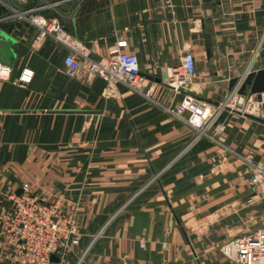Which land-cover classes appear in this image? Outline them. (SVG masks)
Masks as SVG:
<instances>
[{
    "label": "crops",
    "instance_id": "crops-1",
    "mask_svg": "<svg viewBox=\"0 0 264 264\" xmlns=\"http://www.w3.org/2000/svg\"><path fill=\"white\" fill-rule=\"evenodd\" d=\"M45 1L56 2L37 11L93 58L113 46L135 54L149 93L118 84L116 97H105L104 80L83 66L65 75L67 47L38 36L10 8ZM0 29L14 55L0 77V264H16L1 228L6 194L23 181L64 209L76 207L79 240L59 264H234L208 236V217L258 211L247 201L241 156L264 164V102L246 89L239 94L253 100L254 114L225 108L215 140L192 142L193 129L165 107L187 93L219 102L264 67V0H2ZM185 50L195 72L176 91L167 72ZM23 68L31 71L25 82Z\"/></svg>",
    "mask_w": 264,
    "mask_h": 264
},
{
    "label": "built area",
    "instance_id": "built-area-1",
    "mask_svg": "<svg viewBox=\"0 0 264 264\" xmlns=\"http://www.w3.org/2000/svg\"><path fill=\"white\" fill-rule=\"evenodd\" d=\"M55 2L45 1L40 5L21 9L10 8L12 14L32 24L38 36H50L67 47L68 50L62 58L65 75L72 76L83 66L88 74L104 80L102 93L105 97H116L118 84L145 95L149 93L150 89H144L141 84L142 75L135 54L113 46L108 49L106 55L93 58L81 41L67 32L56 18L47 17L37 11L38 8L48 7ZM9 71L10 65L0 61V77L6 78ZM194 72V56L185 50L178 57V63L167 72V84L176 91L188 88ZM30 76L31 71L23 68L18 80L25 82ZM242 79L243 77L219 102L207 103L187 93L178 104L168 105L165 110L185 121L193 129L190 142L202 136L215 140L222 128L218 117L225 108L230 107L251 114L256 112L253 100L250 98L244 100L238 92ZM252 94L254 101L258 95V100L264 102V90ZM241 158L249 168L246 181L252 193L247 201L251 202L261 191L264 192V164L252 160L249 155H243ZM19 189V192L9 190L6 194L11 203L1 228V233L5 235L12 249L16 264H49L50 253L62 259L69 248L79 240L80 234L75 222L76 207L64 209L59 199H45L32 192L27 181L21 182ZM138 242L143 246L142 239ZM218 250L236 264H264V224L227 239L219 245Z\"/></svg>",
    "mask_w": 264,
    "mask_h": 264
},
{
    "label": "rangeland",
    "instance_id": "rangeland-1",
    "mask_svg": "<svg viewBox=\"0 0 264 264\" xmlns=\"http://www.w3.org/2000/svg\"><path fill=\"white\" fill-rule=\"evenodd\" d=\"M253 201H257V203H259L258 211H255V213L251 211V209L246 208L244 213L239 216L218 215L208 217V236L217 240H221L219 243L220 245L227 239L235 235L245 233L259 224L261 225L264 223V192L261 191L257 198H255ZM223 257L230 263H233V261L227 259L225 256Z\"/></svg>",
    "mask_w": 264,
    "mask_h": 264
},
{
    "label": "water",
    "instance_id": "water-1",
    "mask_svg": "<svg viewBox=\"0 0 264 264\" xmlns=\"http://www.w3.org/2000/svg\"><path fill=\"white\" fill-rule=\"evenodd\" d=\"M12 43L13 39L5 31L0 29V61L11 63L14 55L12 52ZM205 50L209 53V39L205 35L204 40ZM234 82V78L229 80V85ZM248 89L249 93H257L261 90H264V67H260L256 70L248 72L241 84L239 85L238 92L245 93V90ZM256 98L259 99V96L256 95ZM59 257L54 254H49V264H59Z\"/></svg>",
    "mask_w": 264,
    "mask_h": 264
}]
</instances>
